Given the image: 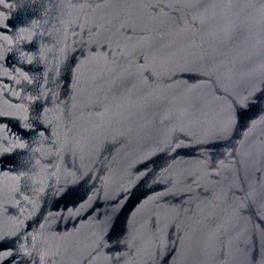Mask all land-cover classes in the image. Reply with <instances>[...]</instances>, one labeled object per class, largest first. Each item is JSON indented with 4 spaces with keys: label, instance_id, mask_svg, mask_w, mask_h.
I'll use <instances>...</instances> for the list:
<instances>
[{
    "label": "water",
    "instance_id": "water-1",
    "mask_svg": "<svg viewBox=\"0 0 264 264\" xmlns=\"http://www.w3.org/2000/svg\"><path fill=\"white\" fill-rule=\"evenodd\" d=\"M0 264H264V0H0Z\"/></svg>",
    "mask_w": 264,
    "mask_h": 264
}]
</instances>
